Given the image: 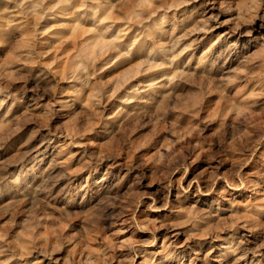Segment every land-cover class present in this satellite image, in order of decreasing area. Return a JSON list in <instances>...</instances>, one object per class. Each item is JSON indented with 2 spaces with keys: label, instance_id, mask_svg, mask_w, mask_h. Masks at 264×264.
Returning a JSON list of instances; mask_svg holds the SVG:
<instances>
[{
  "label": "rangeland",
  "instance_id": "374dc122",
  "mask_svg": "<svg viewBox=\"0 0 264 264\" xmlns=\"http://www.w3.org/2000/svg\"><path fill=\"white\" fill-rule=\"evenodd\" d=\"M0 264H264V0H0Z\"/></svg>",
  "mask_w": 264,
  "mask_h": 264
}]
</instances>
